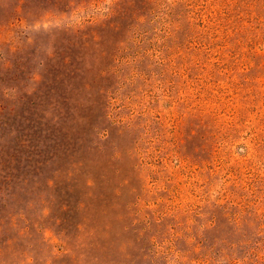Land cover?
Returning <instances> with one entry per match:
<instances>
[{"label":"rangeland","instance_id":"rangeland-1","mask_svg":"<svg viewBox=\"0 0 264 264\" xmlns=\"http://www.w3.org/2000/svg\"><path fill=\"white\" fill-rule=\"evenodd\" d=\"M0 264H264V0H0Z\"/></svg>","mask_w":264,"mask_h":264}]
</instances>
